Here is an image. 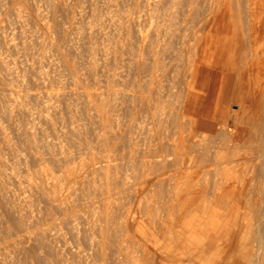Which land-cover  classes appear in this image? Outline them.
Returning <instances> with one entry per match:
<instances>
[{
  "label": "rangeland",
  "instance_id": "374dc122",
  "mask_svg": "<svg viewBox=\"0 0 264 264\" xmlns=\"http://www.w3.org/2000/svg\"><path fill=\"white\" fill-rule=\"evenodd\" d=\"M0 264H264V0H0Z\"/></svg>",
  "mask_w": 264,
  "mask_h": 264
},
{
  "label": "crops",
  "instance_id": "0c3cea01",
  "mask_svg": "<svg viewBox=\"0 0 264 264\" xmlns=\"http://www.w3.org/2000/svg\"><path fill=\"white\" fill-rule=\"evenodd\" d=\"M218 41H219V39L216 41V42H217V44H216V48H217V50H218ZM203 51H204V50H203ZM217 54L220 55L219 51H217ZM219 60H220V56H219Z\"/></svg>",
  "mask_w": 264,
  "mask_h": 264
},
{
  "label": "bare ground",
  "instance_id": "6f19581e",
  "mask_svg": "<svg viewBox=\"0 0 264 264\" xmlns=\"http://www.w3.org/2000/svg\"><path fill=\"white\" fill-rule=\"evenodd\" d=\"M218 42H220V39H219V41ZM200 84V83H199ZM198 91V90H197ZM202 92V91H201ZM212 121V120H211Z\"/></svg>",
  "mask_w": 264,
  "mask_h": 264
}]
</instances>
